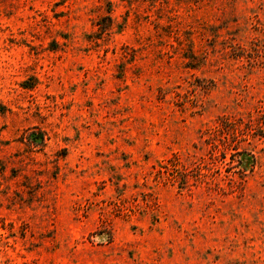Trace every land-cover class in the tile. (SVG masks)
Returning a JSON list of instances; mask_svg holds the SVG:
<instances>
[{"label":"rangeland","instance_id":"obj_1","mask_svg":"<svg viewBox=\"0 0 264 264\" xmlns=\"http://www.w3.org/2000/svg\"><path fill=\"white\" fill-rule=\"evenodd\" d=\"M0 264H264V0H0Z\"/></svg>","mask_w":264,"mask_h":264},{"label":"trees","instance_id":"obj_2","mask_svg":"<svg viewBox=\"0 0 264 264\" xmlns=\"http://www.w3.org/2000/svg\"><path fill=\"white\" fill-rule=\"evenodd\" d=\"M109 19H110V21H112L113 19H112V17L109 15ZM184 182H186V181H184Z\"/></svg>","mask_w":264,"mask_h":264}]
</instances>
